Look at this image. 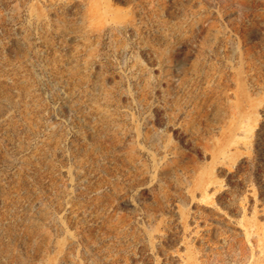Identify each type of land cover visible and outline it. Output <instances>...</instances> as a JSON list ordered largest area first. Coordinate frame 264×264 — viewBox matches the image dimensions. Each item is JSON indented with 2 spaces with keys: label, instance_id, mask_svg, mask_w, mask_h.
Listing matches in <instances>:
<instances>
[{
  "label": "rangeland",
  "instance_id": "rangeland-1",
  "mask_svg": "<svg viewBox=\"0 0 264 264\" xmlns=\"http://www.w3.org/2000/svg\"><path fill=\"white\" fill-rule=\"evenodd\" d=\"M0 264H264V0H0Z\"/></svg>",
  "mask_w": 264,
  "mask_h": 264
}]
</instances>
